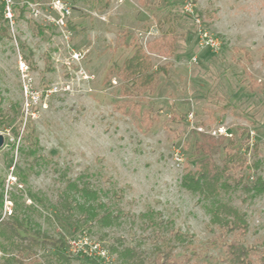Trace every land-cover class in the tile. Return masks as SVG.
<instances>
[{"label": "rangeland", "instance_id": "1", "mask_svg": "<svg viewBox=\"0 0 264 264\" xmlns=\"http://www.w3.org/2000/svg\"><path fill=\"white\" fill-rule=\"evenodd\" d=\"M5 1L0 216L9 220L18 206L35 228L64 237L72 254L36 247L39 260L30 259L155 264L166 252L175 264H227L225 245L237 239L264 264V190L252 189L264 180V0H61L70 9L65 26L55 0ZM166 16L177 31L166 56L151 53L153 82L133 89L107 77L138 45L161 37ZM203 144L219 163L239 159L210 199L182 184L205 156ZM78 176L117 215L112 224L93 220L76 230L55 214L66 180ZM220 202L242 214L245 233L213 218ZM17 253L0 234V264H18L6 259Z\"/></svg>", "mask_w": 264, "mask_h": 264}, {"label": "trees", "instance_id": "2", "mask_svg": "<svg viewBox=\"0 0 264 264\" xmlns=\"http://www.w3.org/2000/svg\"><path fill=\"white\" fill-rule=\"evenodd\" d=\"M139 2L146 5L150 0H139ZM191 2H195V0H191ZM5 3L4 0L0 6L1 18L5 14ZM197 15L202 17L203 14L197 12ZM166 18L170 25L167 29H162L161 37L148 43L147 49L142 45H138L133 54L127 57L121 65H112L109 68L107 77L116 75L126 86L133 89L149 86L153 82L155 66L151 53L157 52L162 56H166L167 51L165 50L169 45L168 41L177 31L173 24L175 17L166 16ZM162 27L161 24L160 28ZM247 137H249V133H247ZM198 150L203 151L205 156L196 161L194 170L191 169L184 173L182 184L186 189L197 192L201 198L210 199L220 194L222 186H226L224 185L226 183L225 179L232 178L228 171L230 166H233L239 159L235 160V156H229V160L226 161L225 158L219 163L209 155L210 150L207 144L201 145ZM247 188L249 187L247 186ZM252 189L262 192L264 190V180L261 177L257 178L252 185ZM3 198L4 194L2 193L0 196L1 206L3 205ZM17 207L15 206L11 210L9 220H3L0 216V234L18 249V253L16 255L11 254L6 258L7 260H13L18 264H42L34 261V259L39 260L35 248H48L49 246L54 247L55 254L61 258L69 260L72 257L64 237H54L39 228H35L31 218L28 215L19 214ZM55 209V214L58 217L63 216V218L71 220L76 230L82 225L90 224L93 220L102 226H108L117 218V215H113L105 208L98 192L83 176H78L75 180H66L65 189L59 197ZM211 213L213 218L219 220L227 229L231 231L240 230L242 233L246 232L247 223L242 214L234 207L220 202L211 209ZM222 213L226 216L222 217ZM22 231L33 235L28 237L23 235ZM176 234L179 235V233ZM253 249H255L253 245H245L237 239H232L225 245V260L227 264H256L250 257ZM25 252H27V255H24ZM30 255L34 259H30ZM175 263L176 259L166 252H161L155 261V264Z\"/></svg>", "mask_w": 264, "mask_h": 264}, {"label": "built area", "instance_id": "3", "mask_svg": "<svg viewBox=\"0 0 264 264\" xmlns=\"http://www.w3.org/2000/svg\"><path fill=\"white\" fill-rule=\"evenodd\" d=\"M54 4H55V7L60 11V13L62 15V17H61V19L59 21V24L65 26L66 23H65L63 18H64L65 15L70 14V9L67 6V3H65V2H63L61 0H55ZM30 7H31L32 13H33V15L35 17H38V16L41 15V11H40V9L38 7V3L37 2L30 3ZM6 14H7V16L9 18L12 17V12L9 9V7H8V10H7ZM204 35L207 36V33H204ZM208 41L212 42V44H215V41L211 37H208Z\"/></svg>", "mask_w": 264, "mask_h": 264}, {"label": "water", "instance_id": "4", "mask_svg": "<svg viewBox=\"0 0 264 264\" xmlns=\"http://www.w3.org/2000/svg\"><path fill=\"white\" fill-rule=\"evenodd\" d=\"M2 142H1V137H0V144H1Z\"/></svg>", "mask_w": 264, "mask_h": 264}]
</instances>
